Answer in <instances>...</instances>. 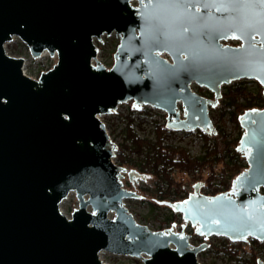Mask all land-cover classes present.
Listing matches in <instances>:
<instances>
[{"label":"water","instance_id":"water-1","mask_svg":"<svg viewBox=\"0 0 264 264\" xmlns=\"http://www.w3.org/2000/svg\"><path fill=\"white\" fill-rule=\"evenodd\" d=\"M154 2L0 0V264H137L109 263L103 251L144 264H202L198 255L209 247L208 237L264 242V108L239 115L237 150L248 167L228 191L207 195L204 182L196 180L187 198L160 201L182 214V230L176 223L148 227L125 202L143 198L124 186L125 174L130 181L152 176L114 161L117 144L101 115L133 101L138 109L165 111L168 130L216 135L209 111L220 103L223 85L252 79L264 87L260 56L244 51L247 40L218 42L233 50L231 59L252 65L246 72L210 52L192 64L179 51L154 47L145 20L154 14ZM249 19L257 18L249 13ZM114 32L120 36L114 62L98 61L95 39ZM253 34L256 49L264 48V38ZM14 37L33 58L49 52L57 63L36 79L23 69L22 54L6 51ZM194 83L213 98L192 89ZM70 192L79 206L68 217L61 202ZM187 223L206 238L191 243Z\"/></svg>","mask_w":264,"mask_h":264},{"label":"rangeland","instance_id":"rangeland-1","mask_svg":"<svg viewBox=\"0 0 264 264\" xmlns=\"http://www.w3.org/2000/svg\"><path fill=\"white\" fill-rule=\"evenodd\" d=\"M120 42V36L114 32L110 36L103 35L102 41L95 39V43L99 48L98 61L101 60L114 62V54ZM6 51L13 52L17 54H22L25 60L23 69L31 74L36 79L39 78L40 74L43 72L44 68L57 63V55H50L49 52H44L39 58H33L29 47L19 38L14 37L10 42L6 43ZM236 83H243L248 87L256 90L258 85H260L256 80L252 79H241L233 81L231 84L223 85L222 92L225 91L226 86L236 85ZM261 86V85H260ZM263 87V86H261ZM192 89L210 97L213 94L208 88L200 87L197 84H192ZM221 103V102H220ZM216 107H210V117L217 130H224L230 137V139H236L240 137L241 132H243L242 127L237 126V124L232 120V109L227 107H221V104ZM136 109L133 113L131 109ZM223 109H226L225 112ZM100 118L105 122L108 133L110 134L112 140H115L117 148L115 149L114 161L119 163L118 156L122 155L125 158L123 163L128 169H135L139 172L140 168L137 165L140 163L141 157L137 153L130 151L125 142V137L127 135V125L141 137H154L155 128L157 125H166L167 114L165 111L157 108H153L148 105H144L142 108L138 109L134 107L133 101L125 102L119 104L118 108L111 113L101 115ZM204 131L197 129L191 132L186 131H173L168 130L166 133V142L181 145L185 147L193 156H201L204 152ZM209 135V134H208ZM210 136H215L211 134ZM244 156V155H243ZM245 158V157H244ZM202 178H206L209 174L203 172ZM176 180L183 181L182 175L179 172H174ZM196 178L189 175L186 180L183 181L185 190L180 192L178 199L182 198L186 192H193V186L196 183ZM124 186L140 190L139 193L143 196L142 199L139 198H129L125 202L132 211L135 219L139 220L148 227L167 229L170 225L176 223L177 228L182 230V224L184 220L182 219V214L176 220H173L171 213V208L159 207L154 208L150 201L158 199L156 179L149 178L146 181H130L127 174L123 177ZM217 186H221L219 180L215 182ZM201 191L207 192V188H202ZM79 206L78 198L75 192H70L69 195L61 202V207L63 208L65 214L68 217L72 216L74 209ZM185 230L190 233V242L194 243L202 240L206 237L200 236L195 233V227L190 223H187ZM224 237L211 236L207 238V243L209 247L199 253L198 261L202 264H256L258 258H264V247L255 244L252 238L246 243L243 242H232L230 244L241 243L238 246L237 257L232 258L223 250L222 245L224 244ZM104 261L109 263H126L128 261L135 262L137 264H144L141 258L126 256V255H116L107 251L100 253ZM255 256V259L253 258Z\"/></svg>","mask_w":264,"mask_h":264},{"label":"trees","instance_id":"trees-1","mask_svg":"<svg viewBox=\"0 0 264 264\" xmlns=\"http://www.w3.org/2000/svg\"><path fill=\"white\" fill-rule=\"evenodd\" d=\"M264 87L258 85L256 90L243 83L226 86L222 92L220 100L221 107L232 109V120L239 126V115L248 109L264 108ZM213 98V94H210ZM224 112L226 109H223ZM134 113L136 109H131ZM166 125H157L154 137H141L131 127L127 125V135L125 142H128V148L131 152L137 153L140 157V163L137 165L141 173L149 174L156 179V188L158 199L150 201L154 208L168 207L161 204L160 201H177L180 192L185 190L183 181L176 180L174 172H187L188 175L196 178L199 182H205L204 188H207V195H216L221 193L219 186L215 183L219 180L228 191L233 179L248 167L246 158L237 150L243 132L240 137L230 139L229 135L222 129H219L215 136L204 134V153L201 156H193L185 147L166 142ZM119 163H124L125 158L118 156ZM207 170L209 175L202 178L203 172ZM190 193L186 192L182 199L188 197ZM173 220L181 216L171 209ZM252 241L264 247V242L256 239ZM224 244L220 250L226 252L230 257L235 258L238 254V246L241 243L230 244V240L224 238ZM256 255H253L255 259Z\"/></svg>","mask_w":264,"mask_h":264},{"label":"snow or ice","instance_id":"snow-or-ice-1","mask_svg":"<svg viewBox=\"0 0 264 264\" xmlns=\"http://www.w3.org/2000/svg\"><path fill=\"white\" fill-rule=\"evenodd\" d=\"M249 13L257 18L255 22L249 19ZM145 20L152 25L154 47L174 54L179 51L192 64L200 63L210 52L246 72L252 65L243 59H231L228 54L233 50L221 48L218 42L229 38L247 40L248 48L244 51L260 56L258 71L264 77V48L256 49L253 34L264 38V0H155L154 14ZM260 230L264 231V219L260 221Z\"/></svg>","mask_w":264,"mask_h":264},{"label":"built area","instance_id":"built-area-1","mask_svg":"<svg viewBox=\"0 0 264 264\" xmlns=\"http://www.w3.org/2000/svg\"><path fill=\"white\" fill-rule=\"evenodd\" d=\"M93 63H95V62H93ZM206 171H207V170H205L204 172H206ZM207 173L209 174L208 171H207ZM186 177H189V175L187 174V172H183V173H182V180L185 181V180H186ZM204 185H205V182H204ZM203 188H204V186H203ZM219 188H220V189H222V188L224 189L223 185L219 186ZM243 243H246V242H243Z\"/></svg>","mask_w":264,"mask_h":264},{"label":"flooded vegetation","instance_id":"flooded-vegetation-1","mask_svg":"<svg viewBox=\"0 0 264 264\" xmlns=\"http://www.w3.org/2000/svg\"><path fill=\"white\" fill-rule=\"evenodd\" d=\"M133 1V0H132ZM137 1V0H136ZM137 5H138V2H137ZM137 5H135V6H137Z\"/></svg>","mask_w":264,"mask_h":264}]
</instances>
